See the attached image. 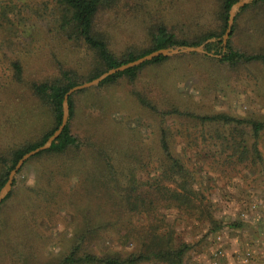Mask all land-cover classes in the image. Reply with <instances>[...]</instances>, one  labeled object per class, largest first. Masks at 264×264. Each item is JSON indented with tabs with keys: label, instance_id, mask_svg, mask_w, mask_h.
Listing matches in <instances>:
<instances>
[{
	"label": "rangeland",
	"instance_id": "1",
	"mask_svg": "<svg viewBox=\"0 0 264 264\" xmlns=\"http://www.w3.org/2000/svg\"><path fill=\"white\" fill-rule=\"evenodd\" d=\"M223 5L117 0L101 9L94 32L116 59L149 52L161 26L180 42L215 40L205 48L214 57H168L134 81L74 94L77 145L38 154L16 176L0 207V264H60L76 247L101 257L181 245L184 264H264V129L255 137L252 128L264 125V65L221 62L230 53L222 47ZM60 6L0 0V175L2 159L55 128L35 85L64 84L66 75L84 85L105 71L65 30ZM234 27L231 51L264 54V3L241 12ZM218 114L241 124L195 118ZM166 149L188 170L185 180L168 175Z\"/></svg>",
	"mask_w": 264,
	"mask_h": 264
},
{
	"label": "trees",
	"instance_id": "2",
	"mask_svg": "<svg viewBox=\"0 0 264 264\" xmlns=\"http://www.w3.org/2000/svg\"><path fill=\"white\" fill-rule=\"evenodd\" d=\"M59 4L62 6L61 10L63 12L64 28L69 30L76 37L81 40L87 47L95 51L100 60L102 61L106 73L112 69L119 68L123 65L129 64L131 62L137 61L145 56H148L156 51L171 49L175 47H199L200 43L188 44L186 42L177 41L172 34H170L163 26L159 27L154 35L153 39V48L149 52L142 54L140 56L128 55L122 60L116 59L114 55L109 51L107 42L102 37L98 36L94 32V22L101 11V9H109L117 0H58ZM239 0H224L223 12L221 15L222 22L224 24V29L228 28L229 12L232 7ZM264 3V0H257L252 5L247 6L241 12H245L249 9H252L260 4ZM60 6V7H61ZM237 19V18H236ZM236 23V20H235ZM235 25V24H234ZM234 28L232 29L231 36L233 35ZM230 36V38H231ZM230 40V39H229ZM212 48L211 45L206 47L207 51H210ZM228 55H224L221 62L229 63L231 66H236L240 63L253 64L260 63L264 65V54L256 55H245L231 51L230 42H228ZM169 59L160 57L156 58L153 61L146 63L140 67L128 70L124 73L113 75L107 78L99 86L113 85L118 80L122 78H127L130 81L136 80L138 74L143 67L147 65H160L167 62ZM15 77L20 78L22 69L19 63H14ZM102 74V75H103ZM100 75V76H102ZM100 76L94 78L98 79ZM66 82L64 84H48L43 83L40 85H35L33 87L34 93L47 100L52 109V117L55 123V128L47 134L42 142L29 146L23 150L17 151L13 154L11 160L7 161L5 159L1 160V163L5 166L3 173L0 175V191L6 185L10 172L15 168L20 159L29 152H32L39 147L43 146L48 139L54 134L55 131L59 128L63 121V103L65 95L74 87L79 86V84L71 81L67 75L65 76ZM69 121L65 127L62 135L55 141L49 151L43 153H56L61 154L67 151L70 148H74L77 145V139L72 134L70 128V121L75 114V105L73 103V96L69 100ZM197 121L202 122L204 125H233L241 124L240 121L224 115L218 114L214 116H205V117H195ZM252 128L254 130L255 137H258L264 125L262 123L254 122L252 123ZM166 162H171L169 164L170 169L168 175L173 172L171 175L173 180H185L188 176V170L185 168L183 163L173 157L170 154L169 150H165ZM26 165V164H25ZM25 167V166H24ZM23 167V168H24ZM23 170V169H22ZM21 170V171H22ZM20 171V172H21ZM15 185V181H14ZM13 185V187H14ZM10 195L8 196V198ZM7 198V199H8ZM6 199V200H7ZM5 200V201H6ZM5 201L0 205V207L5 203ZM180 201V200H179ZM181 202V201H180ZM183 204V203H182ZM238 225L225 224L221 225L222 228H232L237 227ZM188 253V248L185 245H181L177 248L165 246V247H151L143 248L140 251L128 253L127 255L115 254V255H106L101 257L91 255L88 253H83L80 247L74 248L69 255H67L60 264H150V263H164V264H184V259Z\"/></svg>",
	"mask_w": 264,
	"mask_h": 264
},
{
	"label": "water",
	"instance_id": "3",
	"mask_svg": "<svg viewBox=\"0 0 264 264\" xmlns=\"http://www.w3.org/2000/svg\"><path fill=\"white\" fill-rule=\"evenodd\" d=\"M257 0H239L230 10L229 12V20H228V28L227 31L222 38V47H223V53L227 52L228 48V42L232 33V29L235 24V20L238 17V15L241 13L243 9H245L247 6L252 5L254 2ZM215 40H210L206 42L205 44L199 46V47H178V48H171V49H165V50H159L156 51L148 56H145L137 61L131 62L129 64L123 65L119 68L112 69L106 73H104L102 76H100L98 79L84 84V85H79L77 87L72 88L64 98V103H63V121L62 124L59 126L57 131L54 132V134L48 139V141L38 149L29 152L28 154L24 155L22 159L19 160L15 168L10 172L8 181L4 188L0 191V205L8 198L10 193L12 192L14 181L16 176L20 173V171L23 169L25 164L32 158L36 157L38 154L49 151L55 141L58 140V138L62 135L65 127L68 124L69 121V100L70 98L83 90L92 88L94 86H98L102 82H104L107 78L124 73L128 70L140 67L146 63H149L153 61L156 58L164 57H173V56H178V55H189V54H203V55H208L210 57H214L212 54H209L206 52L205 48L207 44L214 42Z\"/></svg>",
	"mask_w": 264,
	"mask_h": 264
}]
</instances>
